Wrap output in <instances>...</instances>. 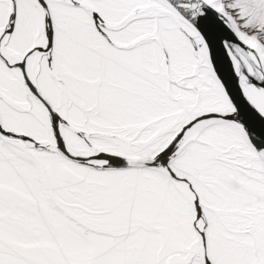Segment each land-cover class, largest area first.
<instances>
[{
	"label": "water",
	"instance_id": "water-1",
	"mask_svg": "<svg viewBox=\"0 0 264 264\" xmlns=\"http://www.w3.org/2000/svg\"><path fill=\"white\" fill-rule=\"evenodd\" d=\"M0 264H264L263 46L213 0H0Z\"/></svg>",
	"mask_w": 264,
	"mask_h": 264
},
{
	"label": "rangeland",
	"instance_id": "rangeland-1",
	"mask_svg": "<svg viewBox=\"0 0 264 264\" xmlns=\"http://www.w3.org/2000/svg\"><path fill=\"white\" fill-rule=\"evenodd\" d=\"M223 8L237 29L264 48V0H213Z\"/></svg>",
	"mask_w": 264,
	"mask_h": 264
},
{
	"label": "bare ground",
	"instance_id": "bare-ground-1",
	"mask_svg": "<svg viewBox=\"0 0 264 264\" xmlns=\"http://www.w3.org/2000/svg\"><path fill=\"white\" fill-rule=\"evenodd\" d=\"M223 9V8H222ZM236 31V30H235ZM237 32V31H236ZM238 34V33H237ZM239 35V34H238ZM240 36V35H239ZM241 37V36H240Z\"/></svg>",
	"mask_w": 264,
	"mask_h": 264
}]
</instances>
